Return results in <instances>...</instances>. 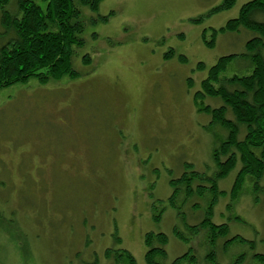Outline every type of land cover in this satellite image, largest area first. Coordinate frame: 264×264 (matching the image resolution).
<instances>
[{"label": "rangeland", "instance_id": "obj_1", "mask_svg": "<svg viewBox=\"0 0 264 264\" xmlns=\"http://www.w3.org/2000/svg\"><path fill=\"white\" fill-rule=\"evenodd\" d=\"M249 1L212 14L224 0L79 6L78 76L0 91V264H114L108 250L148 264L151 232L168 237L161 264L186 253L176 264H264V188L254 192L247 178L234 196L240 165L218 181L212 222L229 226L226 238L188 229L205 218L211 193L200 206L179 196L180 210L169 201L172 180L217 171L213 153L226 132L194 96L221 57L245 52L250 33L220 29ZM13 3L5 10L14 13ZM2 12L0 33H8ZM247 71L237 60L223 76ZM237 236L243 241L226 247Z\"/></svg>", "mask_w": 264, "mask_h": 264}, {"label": "trees", "instance_id": "obj_2", "mask_svg": "<svg viewBox=\"0 0 264 264\" xmlns=\"http://www.w3.org/2000/svg\"><path fill=\"white\" fill-rule=\"evenodd\" d=\"M13 1L14 13L5 10ZM103 1L0 0L2 23L10 30L5 32L7 36L0 33V91L32 79L47 83L68 76L76 78L78 73L73 69L72 59L74 47L82 45L79 35L83 31L79 6L82 4L97 11ZM236 1L224 0L210 14L229 10L235 6ZM220 31H246L252 37L246 43L245 52L221 57L209 69L206 79L201 83V90L194 96L199 110L208 113L211 123L219 125L226 132L225 138L213 153L217 171L214 176L196 171L184 173L171 181L175 191L169 198L171 206L180 210L181 206L177 205L179 196L182 205L195 203L194 205L200 206L201 200L211 193L213 198L205 218L188 229L195 234L203 229H210L214 242L217 236L226 238L229 234L227 224L215 225L212 222L217 196L223 193L218 189V181L228 177L240 165L232 188L234 196L242 190L247 178L252 181L254 192L264 188V0L245 3L239 16L229 20ZM213 32L215 34L216 30ZM207 44L212 46L214 42ZM83 60L84 63L90 62L87 56ZM237 60L242 61L249 73L247 71L246 75L224 77L229 66ZM199 66L204 68L203 64ZM205 98L218 99L222 104L216 108L204 106ZM179 236L181 240H185L182 235ZM236 240L243 241L238 236L231 238L225 243L226 247ZM167 244V235L147 233V263L161 264L157 258L167 257ZM189 255L190 253H186L177 258L174 264L187 259ZM107 257L113 258L114 264H136L133 255L125 250L114 251V254L108 250ZM190 259L194 261V257Z\"/></svg>", "mask_w": 264, "mask_h": 264}]
</instances>
